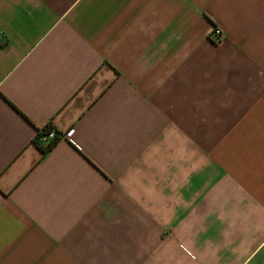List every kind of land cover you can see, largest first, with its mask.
<instances>
[{
    "label": "crops",
    "instance_id": "crops-1",
    "mask_svg": "<svg viewBox=\"0 0 264 264\" xmlns=\"http://www.w3.org/2000/svg\"><path fill=\"white\" fill-rule=\"evenodd\" d=\"M0 264H264V0H0Z\"/></svg>",
    "mask_w": 264,
    "mask_h": 264
},
{
    "label": "trees",
    "instance_id": "trees-1",
    "mask_svg": "<svg viewBox=\"0 0 264 264\" xmlns=\"http://www.w3.org/2000/svg\"><path fill=\"white\" fill-rule=\"evenodd\" d=\"M49 131L52 132V136L46 140L44 137ZM59 137L61 134L55 131L49 123H45L41 127L33 129L31 142L41 153H44Z\"/></svg>",
    "mask_w": 264,
    "mask_h": 264
},
{
    "label": "built area",
    "instance_id": "built-area-1",
    "mask_svg": "<svg viewBox=\"0 0 264 264\" xmlns=\"http://www.w3.org/2000/svg\"><path fill=\"white\" fill-rule=\"evenodd\" d=\"M219 37H220V33H219V31H218V29L217 28H211V30L209 31V38L211 39V41L212 42H216L218 39H219ZM51 136H52V132L51 131H49L46 135H45V139L47 140V139H49V138H51ZM45 141V140H44Z\"/></svg>",
    "mask_w": 264,
    "mask_h": 264
}]
</instances>
